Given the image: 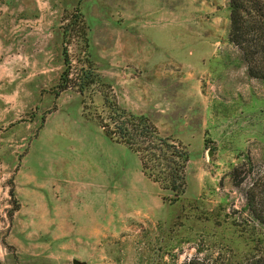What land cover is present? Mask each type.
<instances>
[{
	"label": "rangeland",
	"instance_id": "1",
	"mask_svg": "<svg viewBox=\"0 0 264 264\" xmlns=\"http://www.w3.org/2000/svg\"><path fill=\"white\" fill-rule=\"evenodd\" d=\"M227 30L228 0H0V264L264 256L243 196L264 171V78ZM103 93L185 146L176 200L99 127Z\"/></svg>",
	"mask_w": 264,
	"mask_h": 264
},
{
	"label": "trees",
	"instance_id": "2",
	"mask_svg": "<svg viewBox=\"0 0 264 264\" xmlns=\"http://www.w3.org/2000/svg\"><path fill=\"white\" fill-rule=\"evenodd\" d=\"M227 38L238 49L247 74L264 78V0H228ZM62 52L63 63L67 66V56L64 50ZM66 70L59 75V90L69 86ZM76 75L75 78H81V74ZM84 76L97 77L91 71ZM78 90L82 91L81 87ZM103 105L105 114L94 112L93 117L104 134L131 150L143 174L169 189L173 193L172 199L176 200L185 185L184 166L188 158L185 146L161 135L148 117L120 106L111 94L103 93ZM243 196L249 216L264 227V171L244 190ZM184 264L201 263L191 260ZM244 264H264V256Z\"/></svg>",
	"mask_w": 264,
	"mask_h": 264
},
{
	"label": "water",
	"instance_id": "3",
	"mask_svg": "<svg viewBox=\"0 0 264 264\" xmlns=\"http://www.w3.org/2000/svg\"><path fill=\"white\" fill-rule=\"evenodd\" d=\"M71 264H83L82 262L78 261V260H71Z\"/></svg>",
	"mask_w": 264,
	"mask_h": 264
}]
</instances>
